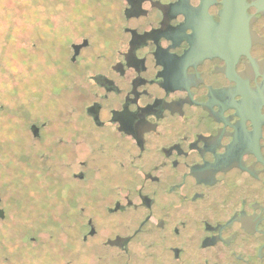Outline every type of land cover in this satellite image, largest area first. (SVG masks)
I'll list each match as a JSON object with an SVG mask.
<instances>
[{
    "label": "flooded vegetation",
    "instance_id": "obj_1",
    "mask_svg": "<svg viewBox=\"0 0 264 264\" xmlns=\"http://www.w3.org/2000/svg\"><path fill=\"white\" fill-rule=\"evenodd\" d=\"M26 18L50 46L1 105L0 264H264V0H38Z\"/></svg>",
    "mask_w": 264,
    "mask_h": 264
},
{
    "label": "rangeland",
    "instance_id": "obj_2",
    "mask_svg": "<svg viewBox=\"0 0 264 264\" xmlns=\"http://www.w3.org/2000/svg\"><path fill=\"white\" fill-rule=\"evenodd\" d=\"M37 2L38 0H0V111L4 110L1 105L10 111L15 104H20L29 83L40 75L45 76L46 61L40 59L43 52L38 49L50 46L47 41L49 36L44 35L43 31L42 37L38 38H43L41 43L37 40L41 47L36 49L33 43L39 33L37 29L31 28V35L28 34L26 18L28 5H35ZM35 51L41 53L40 57ZM27 65L30 67L28 70ZM23 120L14 124L15 129H21ZM0 126V153H8V130L4 125ZM22 134L16 131L12 134L17 145H21L14 153H23L22 145L25 149H30L29 138ZM24 159L29 158L26 156Z\"/></svg>",
    "mask_w": 264,
    "mask_h": 264
}]
</instances>
